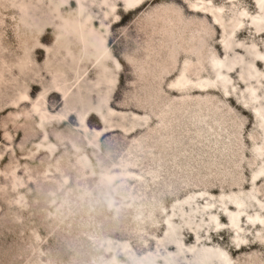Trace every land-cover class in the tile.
<instances>
[{"label":"rangeland","instance_id":"1","mask_svg":"<svg viewBox=\"0 0 264 264\" xmlns=\"http://www.w3.org/2000/svg\"><path fill=\"white\" fill-rule=\"evenodd\" d=\"M191 1L230 6L229 0ZM239 1L252 16L260 13L256 0ZM33 3L36 15L51 17L49 2ZM104 12L92 7L101 32ZM116 13L118 19L104 21L107 46L121 66L109 100L108 83H98L100 61L84 56L81 46L71 44L73 57L66 56L67 45L47 25L24 64L8 22L0 49V264H133L149 255L157 257L152 264L166 258L195 264L185 248L203 246L225 250L232 264H264L257 237L264 228L250 227L243 216L245 242L238 244L221 203L250 191L262 164L254 153L262 145L258 120L239 100L248 84L241 65L228 73L237 88L229 95L221 84L207 92L171 86L186 61L192 78L207 76L210 52L225 59L223 40L232 29L227 24L226 34L212 14L186 0H145L136 9L120 1ZM254 32L236 30L228 56L252 60L238 46L252 40L264 51V32ZM106 65L116 74L112 60ZM256 66L264 72L262 62ZM256 190L264 203V178ZM208 204L214 207L205 209ZM171 227L183 252L167 238Z\"/></svg>","mask_w":264,"mask_h":264},{"label":"bare ground","instance_id":"2","mask_svg":"<svg viewBox=\"0 0 264 264\" xmlns=\"http://www.w3.org/2000/svg\"><path fill=\"white\" fill-rule=\"evenodd\" d=\"M33 1L37 3L49 2L51 5L50 16L46 20L36 15L37 6ZM77 3V9L71 10V0H0V49L4 51L6 45V29L8 22H14V33L18 41L20 49L23 51L26 60H28L30 53L37 46H41L40 38L45 32L46 26H51L54 29V34L58 39V44L65 43L64 46L65 55L73 57L69 46L74 44L75 47L81 46V51L87 58H94L96 61H100L99 67L102 68L101 79L98 83L105 81L108 83L109 93L108 100L115 90L118 83V69L120 64L118 60L113 56L112 52L107 46L108 37L110 35V29L104 24L110 17L118 19L117 10L118 2L122 1L126 9H136L141 6L145 0H74ZM191 3L194 9H202L212 14L214 21L222 27L223 31L227 34V24L232 29V33L228 34L223 40V47L226 52L225 59L219 58L213 51L210 52V64L211 72H207V76H203V72L198 73L196 78L190 76V65L186 61L181 68L178 77L171 83L173 89L178 91H193L207 92L216 88L218 85H222L227 95L230 94L229 89L236 91L237 88L232 85V80L229 76V71L233 70L236 66L241 65L240 78L242 81L248 83L245 91H241L240 101L249 109H252L258 120V127L262 132V145H257L254 149V153L262 161L260 168L254 172L251 186L252 189L248 192L241 191L238 194H231L224 196L221 200L223 211L228 215L230 227L236 234L235 240L238 244L244 243L245 238L241 237L245 231L240 226L241 218L246 216L247 224L250 227L255 228L260 225L264 228V203L258 198V191L256 190L257 182L264 178V72H260L257 69L256 62L260 61L264 64V51L260 50L259 45L255 40L251 41V45L246 47L240 43L245 49L247 55L252 57V60L247 61L245 57L235 55L234 58L228 56V52L232 49L233 43L230 40L232 34L238 30L246 27H253L254 34H261L264 32V0H256L259 6L260 13L252 16L250 12L241 6L239 0H229L230 6L222 7H210L205 2L186 0ZM44 6V5H42ZM68 7L69 11H62L63 7ZM92 7H96L99 11L104 12V19L101 21V27L105 30L101 32L94 28L92 15ZM43 9V8H42ZM43 11V10H42ZM48 11V10H47ZM45 12V11H44ZM9 19V20H8ZM201 45V43H199ZM264 48V41H263ZM200 51V48H198ZM201 52V51H200ZM113 61L117 70L115 73H110L109 68L106 65V61ZM213 73V74H212ZM111 74V75H110ZM213 75V76H212ZM255 80L257 86H254L250 81ZM262 92V95H260ZM24 98H28L24 96ZM34 111L40 114L41 121H48L50 118L46 113H42L36 105ZM47 137V132L45 131ZM106 178L110 181L113 180L114 175H106ZM197 197H191L184 203L189 204ZM233 205L236 210L231 212L227 207V204ZM214 204H208L205 209L211 210ZM250 209H258L254 215L248 214ZM210 220L215 223L216 228L222 229L224 226L219 222L216 216H211ZM169 225L170 222H168ZM264 230H258V239L264 242ZM176 232L173 227L168 231L167 238L170 242H173L178 246L180 252L182 250V243L175 239ZM200 242V239L197 240ZM164 241H161V245L164 246ZM189 253H193V260L195 264H210L214 260H218L222 264H232L230 255L220 248L213 249L211 247L203 246L202 248H185ZM174 254L170 253L172 257ZM157 259L156 256H147L145 260L135 259L133 264H152ZM165 264H176L175 260L166 258Z\"/></svg>","mask_w":264,"mask_h":264}]
</instances>
